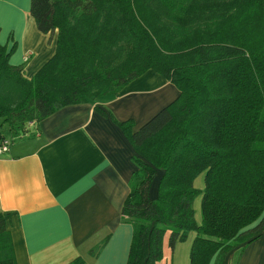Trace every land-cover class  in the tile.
Here are the masks:
<instances>
[{
    "label": "trees",
    "instance_id": "trees-1",
    "mask_svg": "<svg viewBox=\"0 0 264 264\" xmlns=\"http://www.w3.org/2000/svg\"><path fill=\"white\" fill-rule=\"evenodd\" d=\"M30 13L41 33L58 32L57 50L27 79L24 63H10L16 47L0 44V143L153 70L176 100L138 130L113 118L134 150L121 210L133 228L128 264L159 263L166 234L174 249L190 232V264L239 260L264 230V0H31ZM8 219L0 213V264H17Z\"/></svg>",
    "mask_w": 264,
    "mask_h": 264
},
{
    "label": "crops",
    "instance_id": "crops-1",
    "mask_svg": "<svg viewBox=\"0 0 264 264\" xmlns=\"http://www.w3.org/2000/svg\"><path fill=\"white\" fill-rule=\"evenodd\" d=\"M30 5L31 0H0V44L16 47L10 63H24L27 79L55 56L58 40V32L38 30ZM178 96L173 84L150 70L116 97L66 107L32 124L26 142H11L0 157V213L9 217L17 264H70L80 257L89 264H128L133 228L121 210L135 170L134 150L113 118L133 120L138 130ZM204 177L195 180L198 190H204ZM199 197L193 204L198 225ZM195 237L190 232L171 249L166 234L157 264H190ZM105 238L97 258L89 257ZM239 264H264V230Z\"/></svg>",
    "mask_w": 264,
    "mask_h": 264
},
{
    "label": "rangeland",
    "instance_id": "rangeland-1",
    "mask_svg": "<svg viewBox=\"0 0 264 264\" xmlns=\"http://www.w3.org/2000/svg\"><path fill=\"white\" fill-rule=\"evenodd\" d=\"M175 87V86H174ZM176 88V87H175ZM177 89V88H176ZM161 111V110H160ZM31 127V126H30ZM29 127V128H30ZM30 129H28V131H29ZM27 133H29L30 134V132H27ZM24 136H26L25 134H15L13 137L11 136V137H9V138H7L10 142H13V141H15L14 142V145H17V144H20L21 142H26L27 141V139H25L24 138ZM27 136H29V135H27ZM22 138V139H21ZM21 139V140H20ZM23 139H25V140H23ZM202 179L203 178V175H201V176H199L197 179ZM158 179H159V176H158V178H157V181L154 183V188L153 189H155L156 190V187H157V182H158ZM196 179V180H197ZM199 181V180H198ZM197 183L198 182H196V187H197ZM196 200H197V202L200 200V197L199 198H196ZM196 200H195V202H196ZM196 202V203H197ZM193 209H194V207H193ZM201 209V208H200ZM201 220H202V214H201ZM238 254H239V252H237L236 254H234V256H233V261H231V264H239V260H238Z\"/></svg>",
    "mask_w": 264,
    "mask_h": 264
},
{
    "label": "built area",
    "instance_id": "built-area-1",
    "mask_svg": "<svg viewBox=\"0 0 264 264\" xmlns=\"http://www.w3.org/2000/svg\"><path fill=\"white\" fill-rule=\"evenodd\" d=\"M10 145H11V142L8 139L0 143V157L3 154H6L9 152Z\"/></svg>",
    "mask_w": 264,
    "mask_h": 264
}]
</instances>
